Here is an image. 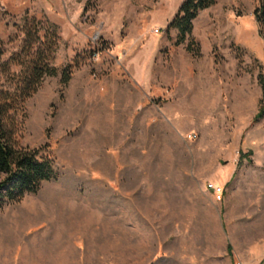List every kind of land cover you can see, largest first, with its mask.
Returning <instances> with one entry per match:
<instances>
[{"label":"rangeland","instance_id":"rangeland-1","mask_svg":"<svg viewBox=\"0 0 264 264\" xmlns=\"http://www.w3.org/2000/svg\"><path fill=\"white\" fill-rule=\"evenodd\" d=\"M181 2L0 0L3 60L26 16L59 34L57 74L9 127L59 175L0 208V264H264L258 0L201 10L197 55L166 29ZM19 70H1L0 88Z\"/></svg>","mask_w":264,"mask_h":264},{"label":"trees","instance_id":"trees-1","mask_svg":"<svg viewBox=\"0 0 264 264\" xmlns=\"http://www.w3.org/2000/svg\"><path fill=\"white\" fill-rule=\"evenodd\" d=\"M217 0H182L176 13L167 25L177 29L175 44L187 42V50L199 54V46L191 36L193 21L199 12ZM253 15L258 26V34L264 39V0H258ZM41 22L36 17L26 16L20 30L24 33L20 48L6 60L2 59L4 49L0 38V71L9 69L12 64L20 65L18 72H13L15 81L10 88H0V208L8 202H17L28 193L39 190L45 180L58 177L54 158L41 147H29L16 144L10 133L12 109L24 102L41 86L45 76L56 75L58 70L52 65L58 47L59 34L52 29L41 32ZM196 44V46H194ZM79 60L73 58L61 71V82L66 84ZM258 81L261 86V98L253 121L264 118V72H260ZM231 253L232 246L228 244Z\"/></svg>","mask_w":264,"mask_h":264},{"label":"built area","instance_id":"built-area-1","mask_svg":"<svg viewBox=\"0 0 264 264\" xmlns=\"http://www.w3.org/2000/svg\"><path fill=\"white\" fill-rule=\"evenodd\" d=\"M218 191H222V188L220 186H218L217 188ZM220 196V195H219Z\"/></svg>","mask_w":264,"mask_h":264}]
</instances>
